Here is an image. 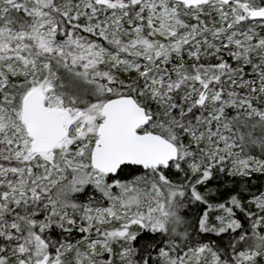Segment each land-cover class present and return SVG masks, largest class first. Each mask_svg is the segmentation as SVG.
Returning a JSON list of instances; mask_svg holds the SVG:
<instances>
[{"label": "snow or ice", "instance_id": "obj_1", "mask_svg": "<svg viewBox=\"0 0 264 264\" xmlns=\"http://www.w3.org/2000/svg\"><path fill=\"white\" fill-rule=\"evenodd\" d=\"M0 264H264V0H0Z\"/></svg>", "mask_w": 264, "mask_h": 264}]
</instances>
